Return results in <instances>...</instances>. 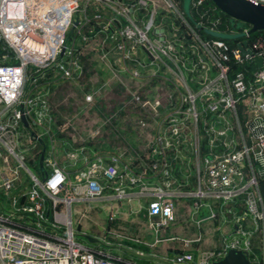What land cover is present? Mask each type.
<instances>
[{
	"label": "rangeland",
	"instance_id": "374dc122",
	"mask_svg": "<svg viewBox=\"0 0 264 264\" xmlns=\"http://www.w3.org/2000/svg\"><path fill=\"white\" fill-rule=\"evenodd\" d=\"M132 1L122 0L118 10L116 6L85 2L76 14L80 22L71 25L65 38L73 53L60 58L71 65V74L63 75L57 67L40 74L29 67L19 100L11 106L0 102V123H11L14 131L20 126L19 131L25 134L15 143L4 134L0 136V154L8 156V164H3L0 155V169L6 168L9 173V167L17 162L6 140L15 151L25 154V162L41 176L35 168L44 143L27 140L30 128L45 140L44 156L65 166L71 178L77 167L85 164L83 153L87 159L96 152L105 158L115 154L127 166L122 180L124 192L117 195L107 186L99 197L102 200L86 201L78 214L82 227L89 226L87 231L98 228L97 235L107 241L110 250H119L117 254L137 264H176L171 259L187 250L193 258L186 264H201L200 258L217 250L223 235L230 233L231 237H247L251 242L249 254L260 259L264 230L261 220H255L248 210V202L252 197L264 202V164L247 153L253 145L247 127L251 114L247 96L232 105L226 103V84L233 88L232 80L244 66L232 57L224 64L228 66L226 72H220L202 44L209 34L196 24L208 26L211 19L193 8L191 19L187 15L191 0H174L177 12L165 0H148L145 8L131 6ZM97 10L103 14L99 20L92 17ZM151 11L155 26L148 35L164 39V45L154 46L159 49L154 56L136 38L125 39L119 33V28L130 21L144 22ZM115 25L116 32L117 28L111 30ZM209 32L226 39L241 35L238 29ZM3 51L0 62L15 59L8 46ZM135 68L137 74L132 72ZM22 99L31 124L28 129L17 117L18 121L12 123ZM38 113L42 123H37ZM236 151L242 152L241 181L245 184L237 196L225 200L219 195L222 187L211 186L214 180H222L213 173L219 159ZM252 170L255 183L248 184ZM188 190L194 195L191 201L184 195ZM195 197L207 205L196 208L194 216L178 215L173 209V219L162 222L157 213L149 212L155 199L165 200L173 208L179 202L180 208L186 209ZM7 198L8 192L0 187L3 214L15 211ZM210 210L213 216H209ZM235 217L242 220L248 232H234V222L240 221ZM12 218L51 230L48 225H38L30 215L14 213ZM75 238L93 242L80 232ZM120 244L135 246L142 255L121 250Z\"/></svg>",
	"mask_w": 264,
	"mask_h": 264
},
{
	"label": "built area",
	"instance_id": "2783aa9c",
	"mask_svg": "<svg viewBox=\"0 0 264 264\" xmlns=\"http://www.w3.org/2000/svg\"><path fill=\"white\" fill-rule=\"evenodd\" d=\"M165 1L172 9L177 8L174 0ZM252 1L264 3V0ZM85 2H94L96 6L101 7L116 6L114 7L116 10H118L117 6L123 3L122 0H0V56H5L3 49L6 45L15 58L14 61L0 62L1 103L11 106L19 100L29 67L40 74L51 67H57L63 75L71 74V65L62 62L60 58L71 56L73 53L72 46L66 43L65 38L69 28L74 24L73 19ZM130 4L136 5L137 8H145L148 0H134ZM191 8L198 13H207L211 19L208 26L198 22L196 24L209 34L208 38L202 40V44L210 54L213 63L220 66V72H226L228 66L224 64L232 57L244 66V70L239 71L240 73L232 80L233 88L226 84V103L232 105L240 97L247 96L251 110L247 127L253 144L250 149H247V153H251L252 158L258 163L264 164V33L257 30L250 31L249 23L228 14L224 15L213 1L191 0L190 13L187 14L190 18L192 17ZM92 15L97 20L103 17L101 10L95 11ZM152 15L153 11L140 24L130 21L122 25L119 33L125 39L136 38L139 44L145 46L154 56V53H159V49L154 46L164 45V39L151 38L148 35V31L155 26ZM77 19L79 23L80 19ZM114 28H117L116 32L118 27L115 25L111 30ZM212 29L227 31L238 29L241 35L226 39L212 35L209 32ZM114 34L113 32L112 36ZM161 50L165 52L164 49L161 48ZM255 57L261 58L260 65L255 61ZM201 66L205 67L204 64ZM132 72L137 74L139 71L135 68ZM242 72H248V75ZM20 102L23 103V112L26 116V102L23 99ZM20 115L19 108L14 110L15 117L12 123H16L17 118H21ZM40 117L41 114L38 113L37 123H42ZM10 126L12 127L9 122H1L0 136L9 130L7 139L15 143L16 137L12 134L14 130ZM4 141L8 150L17 156V162L9 167V174H0V187L8 192V195L10 194L11 206L15 210L9 211L8 214L0 211V264H137L118 254L108 253L101 247L76 239V231L70 215V204L73 200L98 199L107 186L113 188L117 195L124 192L122 180L127 166L122 164L118 156L107 154L105 158L104 154L96 152L87 159V155L83 153L81 157L85 159V164L77 167L74 178H70L64 166L44 156L40 167L41 176H38L26 164L25 155L15 151L14 146L8 144L9 141ZM241 157L242 152L236 151L219 159L215 166L213 175L220 176L222 180H214L211 186L222 187V193L219 195L225 200L237 196L240 188L245 184L241 181L243 178ZM233 163L236 164L233 165ZM21 168L28 172L30 180V188L26 193L29 201L22 203L18 201L14 193L19 183ZM251 174L247 183L253 184L255 172ZM70 186H72V192ZM157 193L164 196L162 192ZM184 195L190 199L194 196L190 190ZM162 196L159 195V197ZM193 199H195L194 210L200 205H207L203 201L197 202L196 197ZM47 201L50 202L48 210L52 211L54 218L50 223H45ZM153 204L156 205L155 210H152ZM0 205L3 206L1 200ZM63 205L68 207L66 211L61 209ZM150 206L149 212L157 213L162 222L173 219V204L155 199L150 202ZM228 210L232 211V208ZM248 210L253 213L255 220H261L264 230V202L252 197L248 202ZM24 211L31 212L32 220L38 225H48L51 228L50 232L33 227L31 221H18L12 218L14 213L25 214ZM213 215L214 212L210 210L209 216ZM235 220L240 219L235 217ZM241 221L234 222V232L245 234L248 231L243 228ZM97 241L104 243L101 239ZM184 241L186 244L189 242L187 239ZM250 243L247 237H231L230 233L224 234L220 247L217 250L208 251L210 255L206 254L200 258V263L212 264L214 259L220 258L230 247L242 249L248 254ZM192 258L191 253L186 250L176 254L171 261L176 264H186Z\"/></svg>",
	"mask_w": 264,
	"mask_h": 264
},
{
	"label": "crops",
	"instance_id": "0c3cea01",
	"mask_svg": "<svg viewBox=\"0 0 264 264\" xmlns=\"http://www.w3.org/2000/svg\"><path fill=\"white\" fill-rule=\"evenodd\" d=\"M98 29H100V26H99V28ZM20 104V103H19ZM18 104V105H19ZM20 121H21V124H22V126H24L25 128H29V127H27L24 123H23V121L21 120V118L19 119ZM29 123V126L31 127V124H30V122H28ZM19 129H21L20 128V126H19ZM19 129L17 128V127H15V131H13V133L12 134H14L15 135V137H16V140L18 139V138H21V137H23L24 138V136H25V134H24V132H20L19 131ZM30 132H29V135H28V141H34L33 139H37L38 141H40V140H42L43 142H44V144H45V140L40 136V134L38 133L37 135H39V136H37L38 138H35L34 136H33V134L31 133V128L30 129H28ZM34 131V130H33ZM9 130H7V132H5L4 133V135L7 137V136H9ZM35 133H37V131H34ZM42 144V143H41ZM44 144H42V149L44 148ZM34 145V144H33ZM45 150V149H44ZM41 153V152H40ZM1 155V154H0ZM25 155V154H24ZM7 155H1V161H4V163L3 164H8V162H6V160H7ZM39 158H40V155H39ZM16 162H14V164H15ZM14 164H12V165H14ZM27 164V163H26ZM28 165V164H27ZM32 166H33V164H31ZM8 167V166H7ZM28 167H29V165H28ZM40 167H41V164H40V160H39V162H38V164H37V167L35 168L36 170H38V171H40ZM65 167V166H64ZM30 168V167H29ZM66 168V167H65ZM6 168H1L0 169V172L1 171H3L4 172V175L5 174H9V173H7V170H5ZM31 169V168H30ZM66 170H68L67 168H66ZM68 172H69V170H68ZM26 174L28 175V172L25 170V169H23V168H21L20 169V179H19V183H18V186H17V188H15V190H14V193L16 194V196H17V198H18V201L19 202H28L29 200H28V196H27V191H28V189L30 188V181H29V179L27 180V177H26ZM69 176H70V178H71V175H70V173H69ZM70 191L72 192V186H70ZM7 196V195H6ZM10 194L8 195V198H7V200L9 201L8 202V204L11 206V202H10ZM130 198V197H129ZM90 200H93V199H83V200H73L72 201V203L70 204V215H71V219H72V225H73V227H74V229H75V231L76 232H80V234L82 235V236H84V234H89V235H91V236H93V237H96V238H98L99 240L101 239L102 241H104V243H99L97 240H95V241H93L91 244H92V246H97V247H101V248H103L104 250H106L108 253H112V254H117V253H121V252H119V250H117V251H112V250H110L111 248H110V246H106V244H108L107 243V241H105L102 237H100V235H97V230H98V228H91L90 229V231H87L86 229H89L90 227L89 226H87V227H82V221H81V219L80 218H78V214H80L81 212H83L82 211V206H86L85 205V202L86 201H90ZM97 201L98 200H102L101 198H99V199H96ZM130 200V199H129ZM187 200L188 201H191V199L188 197L187 198ZM78 202H80V203H82V205L81 204H77ZM50 206V202L49 201H47V207H46V210H45V213H46V216H47V219H46V221H45V223H50V222H52V220L54 219L53 218V214H52V211L51 210H48V207ZM81 206V207H80ZM12 207V206H11ZM62 208L61 209H63V210H67V206L66 205H63V206H61ZM186 209H187V211H186ZM186 209H181L180 208V206H179V202L177 203V204H175L174 203V211L175 212H177L178 213V215H190L191 213H192V215L191 216H194V212H195V210H194V206H193V204H192V206L190 205V204H188L187 205V208ZM24 213H25V211H24ZM182 213V214H181ZM75 215V217H74V219H73V216L72 215ZM25 215H30L31 216V214H28V213H25ZM77 215V216H76ZM78 218V219H77ZM185 231V230H184ZM249 231H251L250 229H249ZM109 245H111V244H109ZM120 246L122 247V248H119V249H121V250H126V251H135V252H138L140 249H138L137 250V248L134 246L133 248H132V246H129V245H123V244H120ZM259 247V246H258ZM131 253V252H130ZM260 259L259 258H255V257H253V256H251L249 253H248V257H249V260L250 261H256V262H258V264H264V239L263 238H261V251H260ZM119 255V254H118ZM123 258H125V259H127L128 257L127 256H122ZM127 260H129V261H132V262H136L135 260H132V259H127ZM200 262V261H199Z\"/></svg>",
	"mask_w": 264,
	"mask_h": 264
},
{
	"label": "water",
	"instance_id": "95a60500",
	"mask_svg": "<svg viewBox=\"0 0 264 264\" xmlns=\"http://www.w3.org/2000/svg\"><path fill=\"white\" fill-rule=\"evenodd\" d=\"M214 4L221 9L223 12L228 14L229 16L242 20L250 24V31L255 30H264V3L261 2H254L252 0H212ZM78 19L75 17L73 19L74 24H76ZM257 64H261V58L255 57L254 58ZM19 110L21 112V120L23 123L29 127V123L27 117L23 112V103L20 102ZM31 133L37 137L36 133L31 130ZM44 157V148L40 153V164L42 163ZM31 214V212H25ZM84 236L90 240L95 241L98 238L93 237L89 234H84ZM135 255H142L138 254L135 251H132ZM212 264H258L256 261H250L248 254L246 251L230 247L227 249L224 255L220 258L214 259Z\"/></svg>",
	"mask_w": 264,
	"mask_h": 264
},
{
	"label": "trees",
	"instance_id": "16d2710c",
	"mask_svg": "<svg viewBox=\"0 0 264 264\" xmlns=\"http://www.w3.org/2000/svg\"><path fill=\"white\" fill-rule=\"evenodd\" d=\"M207 2H212V0H207ZM182 3H183V1H182ZM183 5V4H182ZM222 13L224 14V15H227L225 12H223L222 11ZM257 31H259V32H263L264 33V30H257ZM14 61V60H13ZM41 141V140H40ZM42 143H44L43 141H42Z\"/></svg>",
	"mask_w": 264,
	"mask_h": 264
},
{
	"label": "bare ground",
	"instance_id": "6f19581e",
	"mask_svg": "<svg viewBox=\"0 0 264 264\" xmlns=\"http://www.w3.org/2000/svg\"><path fill=\"white\" fill-rule=\"evenodd\" d=\"M153 209H154V210L156 209V205H155V204L152 205V210H153Z\"/></svg>",
	"mask_w": 264,
	"mask_h": 264
}]
</instances>
